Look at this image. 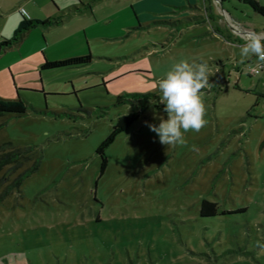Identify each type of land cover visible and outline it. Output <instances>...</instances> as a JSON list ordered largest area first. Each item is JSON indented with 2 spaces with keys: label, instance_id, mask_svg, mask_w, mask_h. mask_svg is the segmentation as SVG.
<instances>
[{
  "label": "rangeland",
  "instance_id": "1",
  "mask_svg": "<svg viewBox=\"0 0 264 264\" xmlns=\"http://www.w3.org/2000/svg\"><path fill=\"white\" fill-rule=\"evenodd\" d=\"M59 1L0 0V29L20 6L63 14L0 53V97L28 104L0 115V144L40 156L0 200V264H264V66L241 63L245 39L228 35L224 9L242 22L264 15L238 0ZM41 51L92 59L41 69ZM185 59L213 73L207 124L166 146L145 121L167 118L158 82ZM134 92L149 94L145 111L105 147L102 171L97 148L131 110L118 96ZM203 199L218 212L202 215Z\"/></svg>",
  "mask_w": 264,
  "mask_h": 264
},
{
  "label": "trees",
  "instance_id": "2",
  "mask_svg": "<svg viewBox=\"0 0 264 264\" xmlns=\"http://www.w3.org/2000/svg\"><path fill=\"white\" fill-rule=\"evenodd\" d=\"M224 1V0H222ZM241 3L247 4L256 13L264 15V4L259 0H238ZM63 15L51 16L46 18H32L23 15L22 19L14 29L12 35L2 36L0 38V53L8 47L18 45L24 39L27 32L39 25L47 26L56 24L62 21ZM254 56L248 58V61H252ZM92 54L90 52L85 54L69 55L56 59H49L44 56L43 61L40 63L41 69L59 68L68 66H80L90 62ZM148 96L149 94L130 93L127 95H119V102H129L131 104V110L127 113L120 114L117 120L113 124L111 132L107 137L99 144L97 151L102 156L103 171L107 164V157L105 154V147L110 144L116 135L122 130L126 129L129 125L135 122L141 114L145 111V106L140 104L143 99L141 96ZM28 104L21 97L8 99L0 97V115L4 113H13L21 115L27 111ZM30 161V164L24 167L26 162ZM40 164V156H34V150L32 146H16L11 141H6L0 144V172H3V176H0V186L5 183V186L0 191V200L10 193L13 189H19L23 179L34 172ZM5 174V175H4ZM15 174L12 178L11 176ZM11 179V180H10ZM10 180V181H9ZM200 212L202 215H212L218 212V204L208 199H203L201 203Z\"/></svg>",
  "mask_w": 264,
  "mask_h": 264
},
{
  "label": "clouds",
  "instance_id": "3",
  "mask_svg": "<svg viewBox=\"0 0 264 264\" xmlns=\"http://www.w3.org/2000/svg\"><path fill=\"white\" fill-rule=\"evenodd\" d=\"M240 55L241 63L252 56L264 63V33H250L240 47ZM212 75L206 62L190 63L185 59L175 63L165 78L158 82L162 93L160 103L164 105L167 118L154 114L159 124L145 121V125L156 133L161 144L186 146L185 133L189 130L199 132L207 124L203 90L213 86L209 82ZM192 147L194 150L195 146ZM258 247L264 249V244Z\"/></svg>",
  "mask_w": 264,
  "mask_h": 264
},
{
  "label": "crops",
  "instance_id": "4",
  "mask_svg": "<svg viewBox=\"0 0 264 264\" xmlns=\"http://www.w3.org/2000/svg\"><path fill=\"white\" fill-rule=\"evenodd\" d=\"M52 3L58 8V3L57 1L60 3L59 0H51ZM260 1V0H259ZM17 2L18 4H21V0H12V3H15ZM223 1L220 0L219 3H222ZM80 5L82 6H90L89 2H82L80 1ZM73 8L75 10H79L80 8L77 6V5H73L71 8H68V10H72L73 11ZM219 8V7H217ZM219 10V9H218ZM224 12H225V15L227 16L228 18V22H229V25L231 27V29L229 30L228 29V35H230V37L235 40V41H241L242 39H246L244 38L242 35L238 34L235 30V26L233 25L236 24V25H239V26H243L253 32H257V33H264V20H258L257 22H245V21H241L239 19H236L230 12H228V10L224 9ZM23 15L27 16V17H31L29 15V13L27 12V10L23 7V6H20L17 10V12H12L9 16V18L7 19V21L5 22V24L2 26V28L0 29V38L2 36H10L12 35L14 29L16 28V26L18 25V23L20 22V20L22 19ZM63 15V14H61ZM48 17H51V16H48ZM32 18H38V17H32ZM44 19V18H43ZM62 22V21H60ZM59 23V22H58ZM251 23V24H249ZM57 24V23H56ZM253 24V25H252ZM52 25V24H51ZM51 25H47V26H42V25H39L37 27H42V28H46V27H50ZM252 25V26H251ZM13 29V30H12ZM31 30V29H30ZM29 30V31H30ZM12 31V32H11ZM29 31L27 32V34L29 33ZM11 32V34H10ZM5 34V35H4ZM10 34V35H9ZM27 34L25 35L24 39L26 38ZM42 54H43V58L45 56L44 52L41 51ZM75 55V54H74ZM69 56V55H68ZM46 57V56H45ZM263 66H264V63H263ZM262 66V67H263Z\"/></svg>",
  "mask_w": 264,
  "mask_h": 264
},
{
  "label": "built area",
  "instance_id": "5",
  "mask_svg": "<svg viewBox=\"0 0 264 264\" xmlns=\"http://www.w3.org/2000/svg\"><path fill=\"white\" fill-rule=\"evenodd\" d=\"M233 25L235 26V30H236V32H237L238 34L242 35L244 38H247V36H248L250 33L253 32V31H251V30H249V29H247V28H245V27H243V26H239V25H236V24H234V23H233ZM262 66H263V63H261L260 67H262ZM249 71H250L251 73H257V72H259V67H257V66H250Z\"/></svg>",
  "mask_w": 264,
  "mask_h": 264
}]
</instances>
